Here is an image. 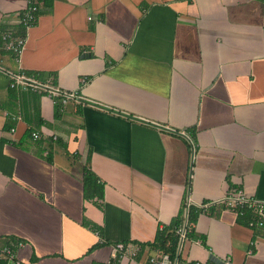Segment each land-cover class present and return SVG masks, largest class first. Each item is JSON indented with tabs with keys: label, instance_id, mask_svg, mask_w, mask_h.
Returning <instances> with one entry per match:
<instances>
[{
	"label": "crops",
	"instance_id": "0c3cea01",
	"mask_svg": "<svg viewBox=\"0 0 264 264\" xmlns=\"http://www.w3.org/2000/svg\"><path fill=\"white\" fill-rule=\"evenodd\" d=\"M38 1L26 28V0H0V33L26 39L21 54L0 39V245L23 241L22 264H108L124 241L118 264H147L189 199L212 204L179 264H264V225L215 203L264 199V0ZM22 73L82 102L11 86Z\"/></svg>",
	"mask_w": 264,
	"mask_h": 264
},
{
	"label": "built area",
	"instance_id": "2783aa9c",
	"mask_svg": "<svg viewBox=\"0 0 264 264\" xmlns=\"http://www.w3.org/2000/svg\"><path fill=\"white\" fill-rule=\"evenodd\" d=\"M39 8L38 0H26V7L19 18L21 23L26 28L34 25L37 19ZM0 39L3 41L5 49L11 50L16 54H21L23 52L26 43V39L24 37L14 36L12 33L8 32H2L0 33ZM13 79L14 80L11 82V86H17L19 84L24 88H30L34 91L44 92L50 95L56 104L65 105L71 100L82 102L79 91L63 90L50 81H40L36 78L27 76L24 73L15 75ZM83 82H85V79H83ZM11 131L14 132L15 128H12ZM31 135L32 138L38 139L42 134L40 131L33 130ZM57 137L58 136L56 134H53L54 139ZM215 203L223 204L226 208L233 210L239 216L245 215L248 210L252 211L253 217L247 222V225L251 228L264 225V199L248 195L242 188H235L232 192L220 198ZM211 204V202L196 204L192 203L191 200L189 201L188 199L184 211L185 218L180 226L176 228V232L179 235V251L182 249L185 241L188 239V234L192 228V224L189 222L188 217L190 206L194 205L198 210H207ZM99 241L101 244L105 243L104 239H100ZM24 245L25 243L23 241H19L16 248L11 245H0V264H22L21 259L18 257V249L24 247ZM112 248L113 256L117 259L115 264H118L129 255L127 243L124 241L116 242ZM137 254L138 250H133L130 252L131 257H136ZM147 264H179V259H172L170 254L165 252L150 256ZM225 264H232V262L228 259L225 261Z\"/></svg>",
	"mask_w": 264,
	"mask_h": 264
},
{
	"label": "trees",
	"instance_id": "16d2710c",
	"mask_svg": "<svg viewBox=\"0 0 264 264\" xmlns=\"http://www.w3.org/2000/svg\"><path fill=\"white\" fill-rule=\"evenodd\" d=\"M84 187L90 196L98 195L102 196L104 193L103 185L99 182L98 177L93 172V170L89 167V165L85 166V175H84ZM87 194V195H88ZM186 206V205H185ZM198 209L196 206H190L189 210V222L194 225V215L198 213ZM241 218L246 219L248 222L249 219H252L253 213L252 211L248 210L245 215L240 216ZM184 218H179L175 223L171 224L170 226L160 230L157 233L156 239L154 242L150 243L149 245L153 249L159 250L161 253L168 252L172 259H180V251H179V235L176 232V228L180 226L183 222ZM141 251L144 249V245H141ZM97 264V263H95ZM108 264H115V263H108Z\"/></svg>",
	"mask_w": 264,
	"mask_h": 264
}]
</instances>
